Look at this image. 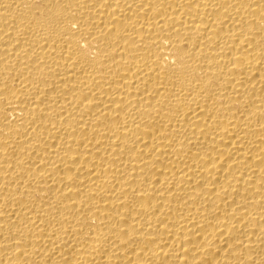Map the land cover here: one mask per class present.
<instances>
[{
	"label": "bare ground",
	"instance_id": "1",
	"mask_svg": "<svg viewBox=\"0 0 264 264\" xmlns=\"http://www.w3.org/2000/svg\"><path fill=\"white\" fill-rule=\"evenodd\" d=\"M0 264H264V0H0Z\"/></svg>",
	"mask_w": 264,
	"mask_h": 264
}]
</instances>
